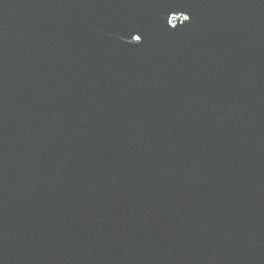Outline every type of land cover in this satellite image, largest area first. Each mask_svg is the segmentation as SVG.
Returning <instances> with one entry per match:
<instances>
[{
	"label": "water",
	"instance_id": "water-1",
	"mask_svg": "<svg viewBox=\"0 0 264 264\" xmlns=\"http://www.w3.org/2000/svg\"><path fill=\"white\" fill-rule=\"evenodd\" d=\"M0 264H264V0H0Z\"/></svg>",
	"mask_w": 264,
	"mask_h": 264
},
{
	"label": "snow or ice",
	"instance_id": "snow-or-ice-1",
	"mask_svg": "<svg viewBox=\"0 0 264 264\" xmlns=\"http://www.w3.org/2000/svg\"><path fill=\"white\" fill-rule=\"evenodd\" d=\"M186 19L188 20L189 17L186 16ZM134 37H135V42H136V43H139V41L142 39V37H140V36H135V35H134Z\"/></svg>",
	"mask_w": 264,
	"mask_h": 264
}]
</instances>
